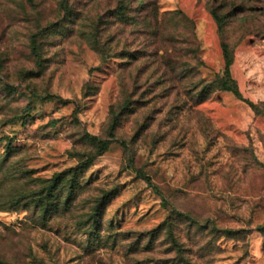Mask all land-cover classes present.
Instances as JSON below:
<instances>
[{
  "label": "rangeland",
  "instance_id": "1",
  "mask_svg": "<svg viewBox=\"0 0 264 264\" xmlns=\"http://www.w3.org/2000/svg\"><path fill=\"white\" fill-rule=\"evenodd\" d=\"M68 7L69 17L60 0H0V258L264 264V0ZM45 29L36 57L31 39ZM221 42L253 107L217 85L197 102L199 81L223 76ZM87 135L106 151L96 156ZM89 157L71 210L40 227L27 195ZM103 194L97 241L80 223Z\"/></svg>",
  "mask_w": 264,
  "mask_h": 264
},
{
  "label": "trees",
  "instance_id": "2",
  "mask_svg": "<svg viewBox=\"0 0 264 264\" xmlns=\"http://www.w3.org/2000/svg\"><path fill=\"white\" fill-rule=\"evenodd\" d=\"M62 8L66 15L69 17V7L68 0H60ZM214 20L219 23L220 18L216 15L215 12H211ZM114 16L120 20H127L126 15V7L124 4H118L116 9L114 10ZM60 27L56 28V31L59 30ZM51 30L48 29L42 30L32 36L31 39V49L32 53L39 57V48L37 47V40L39 38L45 37L47 34H51ZM220 48L222 50L223 56V76H217L213 81L205 82L203 80L199 81L198 86L200 87L199 91L196 92L197 102H203L207 98H209L210 94L217 90L230 92L237 99L247 103L249 106L253 107L254 103L250 100L244 98L238 88L237 82L232 78L230 73V67L233 63L234 56L230 54L229 47L226 43L221 42ZM217 85L216 89L214 86ZM197 86V87H198ZM196 88V87H195ZM90 140H92L97 146V155H100L104 151H106L109 146V141H102L96 136L87 135ZM93 161V157L87 158L85 161L80 162L76 167L67 169L60 173H56L52 176V178L46 181H38L37 188L31 191L30 194L27 195V198L33 204L34 213L38 216L42 217V223L40 227L46 226V220L54 213H58L60 211H69L72 208V203L76 196V190L79 187L78 182V174L83 173L85 168L91 164ZM147 183L154 187L156 192H159L157 187L150 183V179L146 178ZM37 182V181H36ZM39 186V187H38ZM107 194H103L102 197H99L94 201L93 207L90 208L89 213L87 215V221L81 222V228H86L88 236L92 238L93 233L95 234V240L100 241L99 230L101 227L100 224V216L102 212V207L105 203ZM162 227L157 228L156 231L162 230ZM225 232L231 233V231L226 230ZM171 242L173 244V249L176 252L178 260L183 258L182 249L178 242L173 237L172 231L169 232ZM0 264H11L3 261L0 258Z\"/></svg>",
  "mask_w": 264,
  "mask_h": 264
},
{
  "label": "crops",
  "instance_id": "3",
  "mask_svg": "<svg viewBox=\"0 0 264 264\" xmlns=\"http://www.w3.org/2000/svg\"><path fill=\"white\" fill-rule=\"evenodd\" d=\"M238 63H239V58H238L237 53H235L233 63L231 65V67H230L231 76L237 82L238 88H239L242 96L244 98H246V99H248V100L253 102V99H251L249 96L244 95V91H243V88H242V85H241L242 80L240 79V77H238L236 75V71H237V68L239 66Z\"/></svg>",
  "mask_w": 264,
  "mask_h": 264
}]
</instances>
